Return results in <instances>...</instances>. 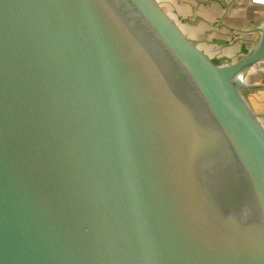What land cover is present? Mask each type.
Wrapping results in <instances>:
<instances>
[{
  "label": "water",
  "instance_id": "95a60500",
  "mask_svg": "<svg viewBox=\"0 0 264 264\" xmlns=\"http://www.w3.org/2000/svg\"><path fill=\"white\" fill-rule=\"evenodd\" d=\"M157 0H0V264H264V124L244 74Z\"/></svg>",
  "mask_w": 264,
  "mask_h": 264
},
{
  "label": "crops",
  "instance_id": "0c3cea01",
  "mask_svg": "<svg viewBox=\"0 0 264 264\" xmlns=\"http://www.w3.org/2000/svg\"><path fill=\"white\" fill-rule=\"evenodd\" d=\"M157 1L194 42L220 63L232 62L249 51L264 24V0ZM244 80L261 86L244 95L264 124V62L246 71Z\"/></svg>",
  "mask_w": 264,
  "mask_h": 264
},
{
  "label": "built area",
  "instance_id": "2783aa9c",
  "mask_svg": "<svg viewBox=\"0 0 264 264\" xmlns=\"http://www.w3.org/2000/svg\"><path fill=\"white\" fill-rule=\"evenodd\" d=\"M256 1H258V2H263V0H256Z\"/></svg>",
  "mask_w": 264,
  "mask_h": 264
},
{
  "label": "rangeland",
  "instance_id": "374dc122",
  "mask_svg": "<svg viewBox=\"0 0 264 264\" xmlns=\"http://www.w3.org/2000/svg\"><path fill=\"white\" fill-rule=\"evenodd\" d=\"M185 31V30H184ZM186 32V31H185ZM187 33V32H186ZM224 55H226L225 53H224ZM211 56V55H210ZM212 57V56H211Z\"/></svg>",
  "mask_w": 264,
  "mask_h": 264
}]
</instances>
